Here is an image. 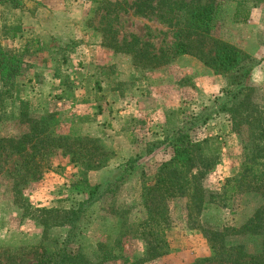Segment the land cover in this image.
I'll use <instances>...</instances> for the list:
<instances>
[{
	"label": "rangeland",
	"instance_id": "obj_1",
	"mask_svg": "<svg viewBox=\"0 0 264 264\" xmlns=\"http://www.w3.org/2000/svg\"><path fill=\"white\" fill-rule=\"evenodd\" d=\"M140 1L20 0L19 7L0 3V43L19 52L24 60L14 82L15 96L5 100L0 110V139H21L25 152L31 153V146L42 137L33 131V119L52 114L48 131L53 136L91 138L99 147L113 151L104 166L86 169L72 162L61 148H54L42 176L28 175L27 181L20 180L23 188L16 192L13 186L19 171L14 168L23 158L7 141L0 143V264H31L41 247L56 248L65 233L60 216L86 195L83 188L72 184L82 171H87L94 184L122 169L129 159L136 160L126 178L115 182L114 194L96 204L83 223L77 243L90 257L95 256L100 241H110L119 233L121 216L127 223L146 218L143 183L173 155L163 140L210 106L227 86L231 73H217L192 54L176 55L167 65L153 69L139 65L132 54L117 51L109 43L111 37L117 44L138 38V47L155 53L172 46L174 26L155 10L137 11ZM235 9L232 1L222 3L213 38L226 40L249 55L246 65L253 67L249 79L264 105V1L252 8L246 21L234 19ZM11 26L20 27L15 39L7 34ZM204 47L207 51L208 45ZM21 100L30 103L28 121L20 120ZM210 117L191 135L194 140L218 137L222 147L217 164L205 171L202 183L209 191L221 192L224 180L243 161L244 136L224 112ZM34 156L41 160L35 152ZM99 159L96 156L92 161ZM207 198L195 216L188 214L187 197L171 198L170 253L137 264H192L199 257L211 256L203 228L243 225L264 206V187L245 190L234 208ZM234 238L250 248L260 246V237ZM146 247L145 239L125 236L116 248L120 257L107 264H132L143 257Z\"/></svg>",
	"mask_w": 264,
	"mask_h": 264
},
{
	"label": "trees",
	"instance_id": "obj_2",
	"mask_svg": "<svg viewBox=\"0 0 264 264\" xmlns=\"http://www.w3.org/2000/svg\"><path fill=\"white\" fill-rule=\"evenodd\" d=\"M225 0H142L136 3V10L149 12L155 10L165 21H169L175 31L172 46L166 51L155 53L138 47V38L131 41L124 40L121 44L109 43L117 51L130 53L143 67L157 69L167 65L171 59L179 54H192L202 59L203 63L217 73H231V78L221 94L215 97L210 106L202 112L192 115L178 127L172 135L165 138L173 150L170 159L164 161L154 177L145 181L142 186V203L146 209V218L137 222L119 221V233L112 240H103L98 243L95 256L90 257L86 250L79 245L78 238L82 233L84 221L91 209L101 203L109 195L114 194L117 181H123L130 169L134 168L135 159L122 169L113 171L103 180L91 184L87 171L80 172L78 180L72 181L73 186L83 188L85 197L78 205L65 210L60 216L59 225L65 233L58 241L56 248L41 247L42 252L31 264H107L120 255L116 248L121 244L123 237L139 236L147 242V247L141 259L132 264L155 259L170 253L172 247L168 238L171 227L170 209L168 202L171 198L187 197V211L191 216L198 215L206 202L213 198L223 207L234 208L236 201L247 189L264 187V105L256 94L258 88L251 84L250 74L253 67L247 66L249 55L238 46L222 39L213 38L216 14ZM236 4L234 19L246 21L253 7H257L264 0H227ZM9 2L19 7L20 0H0V3ZM20 27L7 28L10 39L19 36ZM205 45H208L207 51ZM24 60L16 50L8 49L0 43V110L5 100L15 96L14 82L21 74ZM98 90L101 86L98 85ZM21 121H28L29 102L21 100ZM224 112L232 120L233 127L243 138V161L238 171L224 180L221 192L207 190L202 178L205 171H209L216 164L221 151L218 137H206L194 140L191 133L196 126L205 125L210 115ZM51 115L34 118L33 131L42 134L31 146V153H27L21 139H0V143L7 141L11 149L20 154L23 161L14 168L19 171L15 177L13 188L16 192L23 188L20 180L40 178L43 168L48 165L49 154L54 148H61L62 153L69 155L70 160L82 164L86 169L104 166L109 150L105 146L99 147L95 139L83 137L72 138L69 135L53 136L49 132ZM32 136L28 137L30 140ZM92 143V147L88 144ZM50 149H47V146ZM0 148L3 149L2 144ZM34 152L40 156L39 161ZM97 152V153H96ZM98 156V161H92ZM25 160V162H24ZM19 162V161H18ZM47 163V164H46ZM23 171V172H22ZM13 172L8 175L13 176ZM208 193V195H207ZM206 236L213 254L199 257L192 264H264V206L258 208L253 216L241 226L216 225L204 227ZM260 237V246L250 248L241 240L234 237ZM37 248V247H32ZM128 259L125 260V262Z\"/></svg>",
	"mask_w": 264,
	"mask_h": 264
}]
</instances>
